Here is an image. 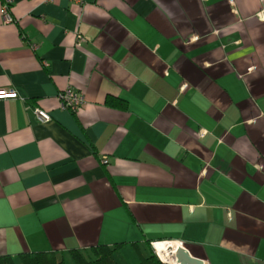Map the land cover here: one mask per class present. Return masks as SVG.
<instances>
[{"label": "crops", "instance_id": "1", "mask_svg": "<svg viewBox=\"0 0 264 264\" xmlns=\"http://www.w3.org/2000/svg\"><path fill=\"white\" fill-rule=\"evenodd\" d=\"M2 7L0 256L119 245L138 264L176 241L264 264V0H13L10 23Z\"/></svg>", "mask_w": 264, "mask_h": 264}, {"label": "trees", "instance_id": "2", "mask_svg": "<svg viewBox=\"0 0 264 264\" xmlns=\"http://www.w3.org/2000/svg\"><path fill=\"white\" fill-rule=\"evenodd\" d=\"M109 106L126 108V104L121 101L109 98ZM151 246V245H150ZM119 245L114 248L108 245H97L89 250L73 249L70 255L75 264H119L115 259V253ZM152 248V246H151ZM23 264H67L64 259L60 258L56 252H23L19 255ZM0 264H15L11 255L0 256ZM138 264H164L155 254L154 250L148 257H142Z\"/></svg>", "mask_w": 264, "mask_h": 264}, {"label": "built area", "instance_id": "3", "mask_svg": "<svg viewBox=\"0 0 264 264\" xmlns=\"http://www.w3.org/2000/svg\"><path fill=\"white\" fill-rule=\"evenodd\" d=\"M2 1H3V7L1 9V14L3 16V20L8 23L14 22V19L11 13L13 0H2ZM47 1H50V0H47ZM261 18L264 19L263 16H261ZM13 97H16L15 91L0 90V99L1 98L7 99V98H13ZM59 101H60V108L62 110H68L73 113H78L86 105L85 95L82 92L75 89L73 86H68L66 89H64L59 94ZM34 113H35L37 120L41 123H47L51 121V118H52L51 115L42 109L35 108ZM102 163L104 165H108L109 158L103 157ZM159 243L180 244L181 246H184L181 242H176V241L153 242L152 249L154 251H156V246Z\"/></svg>", "mask_w": 264, "mask_h": 264}, {"label": "bare ground", "instance_id": "4", "mask_svg": "<svg viewBox=\"0 0 264 264\" xmlns=\"http://www.w3.org/2000/svg\"><path fill=\"white\" fill-rule=\"evenodd\" d=\"M182 247L180 244H165L159 243L156 246V251L159 254L162 261L168 264H180L176 259V252Z\"/></svg>", "mask_w": 264, "mask_h": 264}, {"label": "water", "instance_id": "5", "mask_svg": "<svg viewBox=\"0 0 264 264\" xmlns=\"http://www.w3.org/2000/svg\"><path fill=\"white\" fill-rule=\"evenodd\" d=\"M175 256L180 264H209L207 261L192 255L186 246L180 247Z\"/></svg>", "mask_w": 264, "mask_h": 264}, {"label": "rangeland", "instance_id": "6", "mask_svg": "<svg viewBox=\"0 0 264 264\" xmlns=\"http://www.w3.org/2000/svg\"><path fill=\"white\" fill-rule=\"evenodd\" d=\"M154 252H155V254L158 256V258L162 261V259L160 258L159 254H158L156 251H154ZM162 263H164V264H168V263H165L164 261H162Z\"/></svg>", "mask_w": 264, "mask_h": 264}]
</instances>
